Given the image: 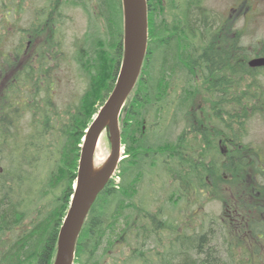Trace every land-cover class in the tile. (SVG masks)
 <instances>
[{"label":"trees","instance_id":"obj_1","mask_svg":"<svg viewBox=\"0 0 264 264\" xmlns=\"http://www.w3.org/2000/svg\"><path fill=\"white\" fill-rule=\"evenodd\" d=\"M94 1L105 31L99 36L97 33L100 29L93 34L84 66L91 76L98 62L96 57L99 56V63L108 62L107 71L111 67L110 82L106 84V91L101 97L103 101L106 92L113 88L123 55V11L122 0ZM149 1L154 10L151 13L148 11L149 34L145 58L120 114L121 143L125 156L117 166L118 174L114 177L118 176V179L113 177L109 180L86 216L76 241L74 264H104L98 262L96 253L105 243L106 236L114 233V229H121L122 234H127L125 239L129 237L137 242L121 264L224 262L220 249L225 244L223 241L217 243V233L212 226L204 230L199 228V231L175 232L172 241L174 244L179 241L180 244L173 248H159L152 254L150 251L145 254L141 248L151 237L157 245L160 236L170 228L169 222L163 219V207L148 206L153 201L165 203L169 197L168 189L165 190L162 183L153 190L156 183L152 187L149 183L163 182L167 174L171 182H180L182 189L190 186L195 191V182H201L204 174L208 182L211 172L209 162L212 159L223 162L225 158L217 152L212 153L208 147L210 118L214 113L222 114L223 109L218 110L222 107L210 105L207 86L209 74L206 70L209 61L205 53H199L202 50L200 44L206 43L203 38L209 29L205 23L204 7L201 5L194 9L188 6L181 14L176 8L168 11L162 9L161 0H147V3ZM1 57L5 56L1 54ZM94 97V93H91L86 104L81 100L75 109L68 112V125L63 131L58 161L61 169L55 180L60 183L59 192L50 200L47 209L31 218L28 224L24 223L28 215L26 204H22V195L14 188L19 182L15 179L18 175L15 171L11 173V170L22 167L21 160L27 161V167L30 163L36 164L42 158L49 160L51 157L40 144V137H35L36 142L26 145L24 138L18 143L16 137L19 130L14 116L21 117L25 112L34 114L39 108L38 104L31 99H20L19 95L15 100L6 98L5 103L0 101V160H6L0 174V264L52 263L59 227L73 191L79 145L94 113ZM198 97L203 102L202 111L199 108L201 104L196 100ZM209 107L213 110L212 114L207 112ZM179 121L182 128L173 138ZM198 140H201V145ZM20 149H27L28 152L18 155ZM163 163H166V172L161 169ZM172 188L174 184L169 186L171 192ZM160 192L162 195H159ZM215 221L212 217L211 223L217 225ZM135 225L137 229L149 233L146 236L138 235L132 230ZM224 225L222 234L229 235ZM237 238V234H234V240ZM241 239L242 243L240 240L235 245L242 246L244 239ZM225 242L229 246L228 239Z\"/></svg>","mask_w":264,"mask_h":264},{"label":"rangeland","instance_id":"obj_2","mask_svg":"<svg viewBox=\"0 0 264 264\" xmlns=\"http://www.w3.org/2000/svg\"><path fill=\"white\" fill-rule=\"evenodd\" d=\"M77 1L0 0V55L5 56L0 58V101L5 103L6 98L15 100V97L19 95L20 99H31L38 104L39 108L37 106L38 110L34 114L25 112L21 117L14 116V120L18 121L17 129L19 130L16 137L18 143H21L24 138L25 145L34 143L35 137H40V144L51 157L49 160L42 158L36 164L30 163L27 167V161L21 160L22 167H13L11 170V173L15 171L18 175L15 179L19 182L17 187L14 185V188L22 195V204H26L25 211L28 215L26 220L24 219L25 224L46 210L50 200L59 192L60 183L55 180L61 169L58 161L62 149L63 131L68 125V112L75 109L81 100L86 104L91 93H94L92 116L95 115L106 99L103 97L101 101L102 94L106 91H104L106 84L110 82L108 79L111 67L107 71L108 62L99 63V56L96 57L98 62L95 70L92 69L91 76L87 67L84 66V58L93 41V34L100 29L97 33L99 36L105 29L103 20L98 17L95 1ZM202 1L206 6L218 10L228 8L237 0ZM109 92H106V97ZM199 99L198 97L196 100L199 105L201 104L199 108L202 111L204 106ZM210 108L207 110L208 114L213 113ZM221 109L224 111L223 107L218 108V110ZM253 121L250 123L251 132L254 135L264 133V123L259 119ZM180 124L179 121L174 129L173 138L182 128ZM99 140H101L102 161L98 165L101 166L110 152L107 127L102 130L95 146L94 162ZM198 144L201 145V140H198ZM18 152V155H21L28 151L20 149ZM5 162L6 160H0V174L6 166ZM161 169L166 172V163L161 164ZM117 171L115 175L118 174ZM222 173H225L224 166L220 171V177ZM114 178L117 180L118 176ZM154 183L156 185H153ZM162 183L165 190L168 189L167 201L162 204L156 201L149 202L148 206L151 208L162 206L163 219L169 222L170 228L160 236L157 245L153 237L142 245L141 248L145 254L149 251L152 254V251H157L159 248H173L179 245V241L175 244L172 241L175 232L199 231V228L204 230L212 226L217 233V243L223 241L225 244L220 249V255L224 259L223 264H247L243 245H235L240 240L242 243L243 234H237L236 240H234V234H222L224 208L228 202V194L223 182H219L220 186L215 196L205 174L201 182H195V191L190 186L186 190L185 187L182 189L181 186L179 187L180 182H171L167 174L165 181L150 182L149 186L153 185L154 190L157 184ZM173 184L174 189L172 188L171 192L169 186ZM159 195L162 193L160 192ZM213 216H216L217 225L211 223ZM132 230L140 236H146L149 233H145L144 229H137L136 225ZM126 235L122 234L121 229H114L113 234H108L105 243L96 253L99 256L98 262L104 264L124 262L134 245H137V242L129 237L125 239ZM227 239L229 246H226Z\"/></svg>","mask_w":264,"mask_h":264},{"label":"flooded vegetation","instance_id":"obj_3","mask_svg":"<svg viewBox=\"0 0 264 264\" xmlns=\"http://www.w3.org/2000/svg\"><path fill=\"white\" fill-rule=\"evenodd\" d=\"M161 2L165 11L176 8L181 14L188 6L205 8L209 29L199 53L209 61L210 105L224 108L210 118L209 150L225 158L209 162V182L214 196L223 182L228 194L224 228L243 234L247 264H264V133L254 135L250 130L253 120L264 123V0H237L218 10L202 0ZM151 6L149 1L148 28Z\"/></svg>","mask_w":264,"mask_h":264},{"label":"water","instance_id":"obj_4","mask_svg":"<svg viewBox=\"0 0 264 264\" xmlns=\"http://www.w3.org/2000/svg\"><path fill=\"white\" fill-rule=\"evenodd\" d=\"M122 8V60L112 90L88 125V130H84L73 192L58 231L53 264H73L76 241L85 218L124 155L118 118L142 68L147 47L148 19L146 0H122ZM105 127L109 133L110 152L94 173L95 146Z\"/></svg>","mask_w":264,"mask_h":264},{"label":"bare ground","instance_id":"obj_5","mask_svg":"<svg viewBox=\"0 0 264 264\" xmlns=\"http://www.w3.org/2000/svg\"><path fill=\"white\" fill-rule=\"evenodd\" d=\"M100 147H101V140H99V143L97 145V154L95 156V162H94V173L99 169L100 165H98V163H100L102 154L100 153Z\"/></svg>","mask_w":264,"mask_h":264}]
</instances>
